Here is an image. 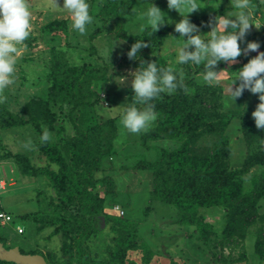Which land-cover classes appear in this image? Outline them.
I'll return each mask as SVG.
<instances>
[{
  "label": "trees",
  "instance_id": "16d2710c",
  "mask_svg": "<svg viewBox=\"0 0 264 264\" xmlns=\"http://www.w3.org/2000/svg\"><path fill=\"white\" fill-rule=\"evenodd\" d=\"M95 1L98 10L91 6L90 14L101 23L92 26L90 37L107 34L111 40L127 41L119 64L107 60L103 49L110 48L111 42L107 41L101 47L91 45L94 56L98 61L102 59L100 63L72 65L65 50L72 45L65 44L62 36L69 34L68 18L44 23L37 36L31 33L24 41L30 50L49 43V57L43 62L42 73L33 69L32 78L29 74L35 84L45 82L44 92L29 95L25 107L28 119L22 122L40 136L45 129L49 133L48 139H41L39 147L58 167L46 171L42 180L54 189L57 200H47L48 215L30 213L20 220L13 217L15 220L0 223V227H7L25 239H34L41 229L55 226L47 239L61 233L62 254L49 249L45 257L48 264H151L161 253L169 258L170 264H240L249 259L244 241L253 233L256 240L252 255L264 262V128L255 126L252 112L227 107L222 85L204 82V62L180 64L175 60L176 51L170 57L157 55L168 43L180 44L183 40L175 32V25L165 23L155 33L132 9L134 0H89V5ZM248 3L255 13L264 7V0ZM216 5L209 15L190 20L198 26L200 34L215 26L217 15L227 13L222 0H216ZM131 19L135 20L130 23L131 28L145 24L137 34L124 31ZM112 20L116 27L109 26ZM120 26L122 31L117 29ZM136 39L151 44L140 49V57L182 73L186 88L177 87L171 94L165 92L152 98L150 103L157 119L139 137L133 138L132 133V137H125L117 146L118 138L126 133L121 114L110 116L116 104L110 90L115 76L124 75L122 68L116 70V66L135 70L139 67V60H130L126 55ZM56 40L62 47L50 45ZM215 67L231 76L229 83L239 69L226 61ZM25 75L23 71L21 83H26ZM239 83L237 80L236 85ZM102 90L109 96L107 103ZM132 95L130 87L127 102L143 107ZM13 100L11 90H0L1 129L11 127V122L6 123L2 116ZM234 120L238 122L233 133L240 135L245 147L238 167L231 162L232 137L227 133ZM208 137L212 141L205 143ZM127 153L132 156L127 158ZM123 154L130 163L121 160ZM4 156L15 162L21 176L38 175L39 170L27 158L11 153ZM118 170L148 174L151 188L147 197L141 192L123 193L124 188L112 176ZM144 201H148L146 207ZM155 202L168 209V216L178 226L185 227L182 237L191 253L181 252L178 260L164 254L169 245L165 235L173 238V234L147 223L150 206ZM216 213L221 219L219 227L207 221L209 215ZM25 222L31 226V238L25 236L28 228ZM15 226H22L23 231L19 233ZM155 240L162 243V249L156 244L157 250H151ZM0 241L4 244L1 236ZM167 241L170 243L169 237ZM236 250H239L237 257ZM131 253L138 257L132 258ZM0 264L16 263L0 260Z\"/></svg>",
  "mask_w": 264,
  "mask_h": 264
},
{
  "label": "rangeland",
  "instance_id": "374dc122",
  "mask_svg": "<svg viewBox=\"0 0 264 264\" xmlns=\"http://www.w3.org/2000/svg\"><path fill=\"white\" fill-rule=\"evenodd\" d=\"M56 2L58 6H63V0H56ZM96 2L97 1H95V3H91L89 8L90 12H92L91 6L96 11L98 10L96 8ZM149 2L155 4L163 12H165L167 19H169L171 21L170 23L173 25H175V22H178L182 18L181 14L177 10L168 8L167 0H134L132 9L139 15V19L144 21V17L141 15V13L145 10L146 7L149 6ZM222 2L224 6L227 7L226 11L231 10L233 14L235 13V9L228 8L231 6L230 0H222ZM27 3L32 13L33 36H37L40 27H42L44 23L49 22L50 20L57 18L69 19V34L64 36V34L66 33H62V36L63 41L65 39V44L70 43L72 45V48L65 49L67 52L68 61L72 65H80L83 62L88 61L91 63H100L102 59H99L98 61L97 56H94V54L91 52L92 44L101 47V45H104L107 43V41H110V48L105 49L103 47V49L104 51L106 50L105 53H107V60L109 61L108 56H110V62L113 61L116 65L119 64L121 57L126 52L128 43L123 39L115 38L114 44V40H111V36H108L107 34H101L97 38L90 37L91 31H93L91 30L93 28L92 26L100 25L101 21L99 19H93V22L89 25L90 30L88 29L85 33L81 34L71 27V20L67 11L56 7L54 0H27ZM200 6L202 8H198L197 10H194L192 13L188 14L190 20L194 17L209 15L211 11L216 9V0H202ZM250 9L252 12V22L256 24L257 27L255 25L250 26V29L246 32L244 40L240 43V46L242 49H244L249 41H255L259 43L260 47L255 51L249 50L246 54L242 52L240 57L238 56L236 58L235 63H231L236 64L239 69L245 63H247L249 59L257 55L258 52L264 51V7L260 12L257 13H255L252 8ZM135 20L131 19L128 22V27H125L124 29L126 33L137 34L138 32H140L141 25H138L136 29H134L133 27L131 28L130 26V23ZM111 25H113V27L116 25L114 20H112V22L109 24V26ZM117 29L120 31L123 30L121 26L119 28L117 27ZM232 30L234 31L235 29ZM209 31H211V27L206 32L201 33V35L205 34L204 38L207 39L209 35L207 33ZM105 33H107V30ZM50 45L56 46L57 48L62 47L58 40L51 42ZM48 46L49 43H41L39 48L32 49V51L24 43L20 55L17 57L14 82L7 88H5L11 90L14 100L9 104V108L4 112L5 115L2 116L6 123L11 122V127H6L5 129L0 128V204L3 208L2 211L10 214V223L12 219L15 220L16 218L17 220H20V217L26 214L48 215L50 214V210L47 205V200L51 198H55V200H57L54 189L50 185H47L46 182L42 180V178L45 177L44 174L46 173V171H52V169L58 167V164L49 160L46 154H44V152L40 150L41 148L39 147V143H41V136L35 130H33L30 125L27 124V126H24L22 122V119H28L27 115L25 114V107L28 102L29 95L44 92L43 84L45 82L42 81L40 84H35L33 79H29V74L30 78H32V76L34 75H32L33 69H35L38 73H42L41 69L43 67V62L46 57H49L47 55ZM177 46H179V44L172 42L168 43L166 46H163L161 48L157 55H165L170 57L172 52H175V48ZM112 48L113 50L111 52ZM99 51L100 53H102L101 49ZM115 68L116 70L122 68L124 75H121V77H125L126 79L122 81L121 78H118L120 76L116 75L115 81L112 82L113 88L112 90H110V92H112L113 94H111L110 97L113 96V102L116 103L115 105H113V109L110 112V116L112 117H116L117 115L119 116L121 114V108L123 107L119 106L127 103L128 93L131 87V73L135 71L133 67L116 66ZM23 71L26 73V83H21ZM229 78H231V76L229 77V75H226L225 71L223 70L221 72L219 81L215 83L220 84L224 87V93L227 94V107L229 109H242L245 111H249V113L253 112L256 105L259 103L258 94L251 93L249 90L245 89L242 95L235 98L234 100L228 91V88L230 86ZM235 86L236 84L233 85V88H235ZM103 89H105V87ZM102 95L105 96L107 103V100L109 99L107 91L102 90ZM16 116H20V118H17ZM237 122V120H234V124L230 125L227 133L232 137L231 162L233 166L238 167L240 166L245 147L244 141L240 137V135H236L235 133H233L235 129L234 126ZM124 131L126 135L121 134L120 138H118V143L116 144L117 146L119 145V143H123L122 141L125 137H132L130 135H132L133 132L128 131L126 128H124ZM141 131L133 133V138L139 137ZM210 141H212V139L211 137H208L205 140V143H209ZM131 142L133 143L132 140ZM8 153H11L13 155L18 154L19 156L27 158L29 163L39 170L38 175L34 174L33 176L31 175V177L21 176L19 174V167L15 165V162L12 161V159L5 158L4 154L7 155ZM130 156L132 155L130 153H127V158H129ZM121 160H126L124 154L121 157ZM112 176L115 177L118 183L121 184L124 188L123 193L130 192L133 194V192H141L142 195L147 197L148 191L151 188L148 174H142L138 170H118L116 172V175L112 174ZM144 204L146 207L148 201H144ZM150 207L151 212L147 218V223L151 224V226L153 227L168 229L173 234V238H171V235H165V240L169 245L165 248V250H163L164 254L166 256H174L178 260L181 252H185L186 254L191 253L192 249L185 245L182 237V231L185 227L178 226L175 220H173L172 217L168 216V209L162 208V206L158 203L155 202ZM2 214L5 215V213ZM207 221L215 224L217 223L219 227V223L221 221L220 215L217 213L209 215L207 217ZM35 222L37 225H39V222ZM25 223L28 227L25 236L31 238L33 236L29 229L31 228V226H29L27 222ZM54 227L55 226H50L41 229L37 236L34 237V239H25L24 237L17 235L12 231L10 232L7 227H0V236L3 238L4 244L6 246H19L22 251H36L35 253L41 254L42 256L46 257V252L49 249H52L53 251L57 250V253L59 252L62 254V252L59 251L62 243L61 233L55 234L49 240L47 239L49 234L55 229ZM250 235L251 236L244 241V247L248 253L247 255L249 259L247 261L241 262L240 264H264V262H262L263 260L255 258L252 255L256 235L254 233ZM168 237L170 243H168L167 241ZM156 244H159L160 248L162 247V243L158 240H155V244L153 243L152 247L151 245L149 246L151 247V250H157V247H155ZM239 250H236L235 252L236 257L238 256ZM225 253L227 254L228 251H226ZM130 255L134 259L138 257L137 255H135V253H131ZM192 257L195 258V256ZM151 264H170V260L161 253L160 255H157V257L155 256Z\"/></svg>",
  "mask_w": 264,
  "mask_h": 264
},
{
  "label": "clouds",
  "instance_id": "9594fccd",
  "mask_svg": "<svg viewBox=\"0 0 264 264\" xmlns=\"http://www.w3.org/2000/svg\"><path fill=\"white\" fill-rule=\"evenodd\" d=\"M201 2L202 0H167L168 8L177 10L182 16L178 22H175L174 27L179 37H183L179 46L175 48V59L180 64L204 62L203 80L208 84H215L224 70H216L215 66L218 62L235 63L242 52L246 54L249 50L255 51L260 45L258 42L249 41L244 49L240 46L250 26H256L252 22L248 0H230L231 9H235V13L229 10L225 15H217L214 18L215 26L207 33L209 34L207 39L204 38L205 34L199 33L198 26L192 23L188 16L194 10L202 8ZM54 3L56 7L67 11L73 29L81 34L88 30V26L93 22V16L89 11V0H63L62 7L58 6L56 0ZM141 15L144 17L145 24L155 33L165 23L171 22L167 19L165 12L150 2ZM145 24L140 26L141 29ZM32 29V13L27 0H0V90L14 82L17 57L20 55L24 41L32 33ZM149 45H151L149 41L136 39L126 53L130 60H139V67L131 73V88L135 100L143 103V107H138L137 103L128 102L119 106H123L120 117L122 125L133 133L147 128L157 119L154 105L150 103L152 98L165 92L171 94L177 87L186 88L182 73L175 72L171 66L158 65L156 60L145 61L138 55L142 47ZM112 50L113 48L111 52ZM152 55L154 56V52ZM108 59L110 61V56ZM234 73L235 79L228 88L230 95L235 100L245 89L258 94L259 103L251 116L257 128H264V75H262L264 74V51L258 52ZM118 78L122 81L126 79ZM237 80L240 83L233 88ZM48 136L49 133L45 129L41 139L46 140ZM2 213L10 216L0 211V223L2 225L10 223L11 217L5 220V217L1 216ZM15 228L19 233L23 231L22 226Z\"/></svg>",
  "mask_w": 264,
  "mask_h": 264
},
{
  "label": "water",
  "instance_id": "95a60500",
  "mask_svg": "<svg viewBox=\"0 0 264 264\" xmlns=\"http://www.w3.org/2000/svg\"><path fill=\"white\" fill-rule=\"evenodd\" d=\"M0 260L16 264H47L44 256L38 253H23L18 246L6 248L0 241Z\"/></svg>",
  "mask_w": 264,
  "mask_h": 264
},
{
  "label": "built area",
  "instance_id": "2783aa9c",
  "mask_svg": "<svg viewBox=\"0 0 264 264\" xmlns=\"http://www.w3.org/2000/svg\"><path fill=\"white\" fill-rule=\"evenodd\" d=\"M1 216L5 217V220L10 219V216H8V215L1 214ZM19 230L21 231V229H19Z\"/></svg>",
  "mask_w": 264,
  "mask_h": 264
}]
</instances>
